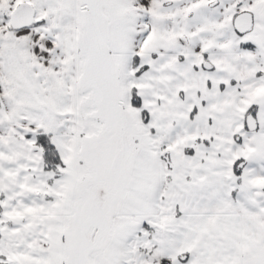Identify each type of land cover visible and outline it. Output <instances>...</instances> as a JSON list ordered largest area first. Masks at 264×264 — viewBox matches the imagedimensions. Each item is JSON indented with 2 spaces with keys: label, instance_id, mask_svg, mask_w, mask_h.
Segmentation results:
<instances>
[{
  "label": "snow or ice",
  "instance_id": "1",
  "mask_svg": "<svg viewBox=\"0 0 264 264\" xmlns=\"http://www.w3.org/2000/svg\"><path fill=\"white\" fill-rule=\"evenodd\" d=\"M0 264H264V0H0Z\"/></svg>",
  "mask_w": 264,
  "mask_h": 264
}]
</instances>
